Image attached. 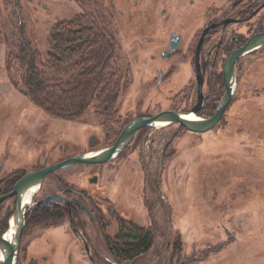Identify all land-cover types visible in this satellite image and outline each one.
Here are the masks:
<instances>
[{
	"label": "rangeland",
	"instance_id": "1",
	"mask_svg": "<svg viewBox=\"0 0 264 264\" xmlns=\"http://www.w3.org/2000/svg\"><path fill=\"white\" fill-rule=\"evenodd\" d=\"M263 1L255 0L254 7ZM96 4L118 41L111 64L120 70L124 87L112 115L92 104L78 118L66 119L32 100L14 56L29 44L47 60L54 26L82 7L77 0H0V178L11 170H32L108 147L137 116L192 110L198 104L193 63L198 39L210 22L237 16L247 0ZM263 19L264 8L252 22L209 32L201 53L207 98L199 116L211 117L224 92L221 68L231 48L227 39L235 31L259 27ZM173 31L183 34L181 49L162 57ZM253 60L256 76L247 77L246 71L239 76L233 99L213 129L193 132L179 123L143 127L117 157L57 171L38 195L56 188L58 177L65 178L108 201L107 235L117 233V215L151 228L155 245L135 264H264V96L257 99L251 84L264 80V59ZM88 175H98L97 183H88ZM93 228L94 248L115 264L107 260L105 240ZM62 230L70 234L59 236V254L42 264H91L82 259L83 246L74 234L67 226ZM30 249L39 250L38 245Z\"/></svg>",
	"mask_w": 264,
	"mask_h": 264
},
{
	"label": "trees",
	"instance_id": "2",
	"mask_svg": "<svg viewBox=\"0 0 264 264\" xmlns=\"http://www.w3.org/2000/svg\"><path fill=\"white\" fill-rule=\"evenodd\" d=\"M77 1L82 10L54 26L47 60L29 44L14 59L27 93L49 114L74 119L96 104L112 115L124 87L120 70L111 64L118 41L96 0ZM155 242L151 228L122 221L107 249L117 264H135Z\"/></svg>",
	"mask_w": 264,
	"mask_h": 264
},
{
	"label": "flooded vegetation",
	"instance_id": "3",
	"mask_svg": "<svg viewBox=\"0 0 264 264\" xmlns=\"http://www.w3.org/2000/svg\"><path fill=\"white\" fill-rule=\"evenodd\" d=\"M254 4H255V0H247V4L245 6L243 5V7H240L239 9H237L238 15L235 17L231 16V18L235 19L234 21L230 23L221 24L220 26L214 29L225 27V25L227 26L233 23H242V22H249V21L252 22L254 17H256L259 14V12L264 8L263 7L261 10H259L256 14L253 15V12L259 6L258 4L257 6L254 7ZM226 18H222L217 21H221ZM263 21H262V24L260 23L261 25L259 27L255 25L250 26V30L246 33L235 31V33H233L231 37L227 39L228 45L231 46V48H229L228 50L227 57L233 50L242 47L249 40V38L253 36L254 34L264 33ZM252 27H255L256 29L255 28L253 29ZM173 34L181 36L180 39H178L179 46L176 49L172 48L171 46V43L175 42V38H172ZM206 37H205V40H206ZM182 43H183V34L177 31H173L171 34L169 44H168V48L164 50V52L162 53L163 55L162 57L171 56L173 52H176L179 49H181ZM227 43H225L226 45L223 48V50L227 49ZM196 48H197V45H196ZM202 48H203V45H202ZM202 48L200 52V66H201V70L203 73V79H204V84H205V76H204V71H203L204 68L201 62ZM263 50H264V45H260L257 48L245 53L243 56L237 59L236 64H235L236 87H235L234 93L238 87L237 86L238 79H240L239 76L242 75L244 71L248 73L247 77H250V75H254L255 72L258 71L255 69L254 60L253 61H249V60H252L254 57H257V59L259 60L264 59ZM166 52L168 54L164 56V53ZM227 57L225 58V61ZM244 60H245V65L242 64V61ZM225 61L221 68L222 69L221 73L223 76L225 89H224V92L218 98V103L215 105V109H214L215 111L226 91V84H225L224 72H223ZM193 63H194V70H195V76H196V49H195L194 56H193ZM240 63L242 64V66L240 65ZM158 72H159V80H161L163 78V70L159 69ZM216 77L219 78L218 84H221L222 83L221 77L218 73L216 74ZM196 80H197V76H196ZM204 84H203V100H202V104L200 106V110L198 113H200L204 109L205 100L207 98V96L204 93ZM251 84L253 86V89H254L253 92H255V96L257 97V99H260L262 95L264 96L263 94L264 93V80H262L261 82L257 80L252 81ZM259 85H261V87H259ZM251 97H253V95ZM198 101H199V98H198ZM72 156H75V155L65 157L61 160L51 162L49 164H45L41 167H38L32 170H26L25 168H18L16 170H11L10 172L6 173L2 178H0V197H2V199L0 200V236H5V233L11 229V224H10L11 219L18 212L19 206L22 205L23 207H25L24 224L20 232L19 248L17 250V259H16L15 264H20L21 260H22L21 264H24V262L26 264L27 261L29 262L28 264H42L50 260L53 261L55 259L56 254L57 255L59 254V251L57 248L58 245H63V243L61 242V239H59L62 237H59V236L61 235L69 236L68 234H70L69 232L66 231L67 229L62 230L64 227L66 228V226L68 227V230L71 231L72 234H74V236L76 237L75 238L76 241L79 242L83 246L82 248L83 254H81L82 259L86 260V262H90L91 264H109L107 261L104 260L103 257L101 258V254L99 253V251H97V249L94 248L92 244L93 243L92 237L90 234L91 232L90 227L92 228L95 227L97 234H100L105 240L106 247H107L108 239L110 237H113V236L107 235V230H106L107 225L105 221H106V215L109 212L108 211L109 206H108L107 200L103 201L99 198H96L94 197V194L87 191V189L78 188L76 185H74L75 183L73 185L69 184L65 178H61V177H58L56 180V185H57L56 188L47 190L45 191V193L38 195V193L41 191V188L45 185L46 180H48V177L53 176L57 171L67 170L69 168L76 166L77 164H88V163H76L69 168H65V169H61V170H57V171H53L49 173L44 178L41 185L37 188V191L35 192V195H34V199L32 200L31 203H24L25 192L23 193L22 196H21V193H14V190L18 182L28 172L40 170L48 165L63 161ZM2 168L3 167L1 166L0 170ZM86 178L88 180V183L90 182V183L95 184V182L98 181V175L96 176L88 175ZM115 211L116 210L113 207L110 213L112 214ZM116 217H117L116 219L119 220L120 223L122 221H130V220H126L125 217H121L120 215H117ZM63 232H65V234H63ZM37 239L40 240L39 243L41 246L39 245ZM37 245L39 248L38 251L30 249L31 247L34 248ZM22 253H23V256H22ZM107 253L109 254V252ZM72 256H73L72 253H68V257H72ZM109 256H107V260L111 259V256L110 257ZM69 259L70 258H68L67 260L69 261ZM115 264L117 263L115 262Z\"/></svg>",
	"mask_w": 264,
	"mask_h": 264
},
{
	"label": "water",
	"instance_id": "4",
	"mask_svg": "<svg viewBox=\"0 0 264 264\" xmlns=\"http://www.w3.org/2000/svg\"><path fill=\"white\" fill-rule=\"evenodd\" d=\"M264 7L263 3L255 9L253 15ZM234 18L227 17L221 21H212L203 29L199 38L196 48V76L198 80V104L193 107L190 111L183 110H163L154 115H141L135 117L128 124L125 125L120 135L117 137L114 144L104 147L102 149L91 151L83 154H77L63 161L48 165L40 170L28 172L17 184L14 193H23L33 187H39L43 182L44 178L51 172L69 168L76 163H105L113 158L117 157L125 147L131 142L137 131L143 127H153L160 122L167 124L179 123L187 130L193 132H207L213 129L223 117V114L228 107L236 87L235 81V64L239 57L245 53L257 48L260 45H264V33H256L249 38V40L240 48L233 50L227 57L223 72L226 84V91L217 106L216 111L211 117H199L196 120H189L185 116L189 112L198 113L203 100V73L200 66V52L204 43L205 37L211 32L212 29L220 26L224 23H230L234 21ZM180 35L173 34L172 38H175V42L171 43L172 48H178ZM254 48V49H255ZM168 53H164L166 56ZM2 197H0V200ZM34 196L32 197V200ZM24 209L22 205L19 206L18 212L16 213V224L14 227V238L13 240L7 239L5 236H0V264H15L17 259V250L19 248L20 232L24 224Z\"/></svg>",
	"mask_w": 264,
	"mask_h": 264
},
{
	"label": "bare ground",
	"instance_id": "5",
	"mask_svg": "<svg viewBox=\"0 0 264 264\" xmlns=\"http://www.w3.org/2000/svg\"><path fill=\"white\" fill-rule=\"evenodd\" d=\"M255 47H253L252 49H254ZM187 119L189 120H196V119H199V116L198 113H194V112H189L186 116H185ZM165 125H168L167 123L165 122H160L158 123L157 125L155 126H165ZM37 191V187H33V188H30L26 191L25 193V196H24V203H31L32 202V197L35 195V192ZM16 216H13L12 219H11V229L9 231H7L5 233V237L9 240H13L14 238V227H15V224H16ZM1 253H0V257H1Z\"/></svg>",
	"mask_w": 264,
	"mask_h": 264
}]
</instances>
